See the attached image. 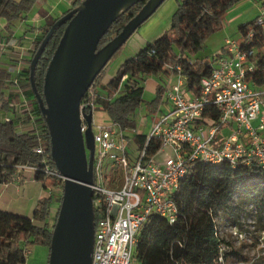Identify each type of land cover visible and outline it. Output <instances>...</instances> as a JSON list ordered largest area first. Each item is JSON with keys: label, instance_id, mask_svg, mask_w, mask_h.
I'll return each mask as SVG.
<instances>
[{"label": "trees", "instance_id": "1", "mask_svg": "<svg viewBox=\"0 0 264 264\" xmlns=\"http://www.w3.org/2000/svg\"><path fill=\"white\" fill-rule=\"evenodd\" d=\"M35 1L0 0V17L5 16L8 19L23 17ZM80 1L71 0V3L75 6ZM239 1L177 0L169 31L162 32L145 42L135 54L126 57L109 80H102L105 66L101 69L92 85L95 88L100 85L106 92L101 95L97 91L95 102L108 113L111 121L133 129L135 119L132 114L142 104L145 76L156 73L167 76L168 65L174 63L181 66L187 87L197 92L200 88V78L210 73L212 62L195 57V54L202 48L206 38L221 28L222 15ZM144 2L145 0H139L124 9L110 24L98 46L117 34ZM59 16L46 19L40 26V31L33 38L34 48L31 56ZM254 18L239 23L238 30L242 36L253 24ZM65 24L66 22L54 28L36 62L34 82L39 92L42 91L46 67ZM124 43L113 55L121 50ZM241 43L247 50L248 58L256 64V68L248 77L264 85V43L261 37L257 34L251 43H245L243 40ZM215 57L218 58L219 54H215ZM29 62L19 71V75L23 76L26 94L34 112L41 120V126H44L46 154L36 153L32 149L37 143L38 136L34 127L26 125L25 129H19L15 117H11L10 120L0 117V182L12 180L17 163L44 165L45 155L48 158L47 164L55 168L50 155L46 123L29 82ZM11 82L10 72L0 67V99L4 100L3 107L7 110L9 109L6 100L13 98ZM162 91L163 87L158 85L156 95L145 102L149 111L156 109ZM209 113L213 117L216 116L213 108ZM143 135L142 132H137L133 136L140 142ZM156 149L157 142L154 141L149 145L147 152L151 154ZM34 176L42 181L44 187H57L61 190L63 181L61 177L45 173L42 169L35 171ZM173 199L178 208L177 217L173 222H169L165 216L152 213L141 226L133 253L139 264H218V256L221 253L226 260L229 256L245 259L240 250L232 247L231 242L221 235V228L227 224L237 225L243 209L255 210L258 214L264 210V168L255 161L238 162L236 165L228 161L220 163L196 161L181 179L173 193ZM60 200L61 191L53 215L51 207L54 198L51 195L39 197L30 216L0 210V264H15L18 260L24 259V248L31 249L37 242L45 244L49 250ZM96 221L95 209L94 223Z\"/></svg>", "mask_w": 264, "mask_h": 264}, {"label": "built area", "instance_id": "2", "mask_svg": "<svg viewBox=\"0 0 264 264\" xmlns=\"http://www.w3.org/2000/svg\"><path fill=\"white\" fill-rule=\"evenodd\" d=\"M257 34L264 43V0H259L258 13L243 34V42L251 43ZM33 48L34 45L31 50L30 46L27 48L29 57ZM0 50L2 54L7 53L8 61L0 60V67L10 72L13 96L6 100L9 110L4 109V100L0 99V117L4 120L15 117L19 129H25L26 125L34 127L38 136L32 149L46 154L44 126H41V120L26 94L23 76L19 75V71L28 64L26 48L20 37L10 33L5 38L0 37ZM168 68L159 103L153 111L155 116L148 131L142 132L144 135L140 142L133 136L138 132L135 128L131 129L135 133L130 135L129 128L113 121L95 124L90 186L97 221L94 223L92 264H134L132 259L138 233L148 217L157 213L169 222L176 219L178 208L173 193L194 162L228 161L236 165L238 162L255 161L264 168V85L248 77L256 64L248 58L244 45L234 38H227L217 64L212 65L208 75L200 78L197 92L187 87L179 64H170ZM92 84L79 103L82 132L88 126L86 114L92 113L97 95ZM165 102L167 112H163L161 107ZM212 108L215 109V117L209 113ZM253 121H257L256 124ZM223 129L229 130L226 135L222 134ZM130 139L135 141L137 154L134 158L125 150ZM154 141L157 149L150 154L148 147ZM165 147H170L171 153H167L162 161L156 160ZM105 159L121 167L123 178L119 186L109 188L105 185ZM47 161L45 155L42 166L17 163L12 179L20 178L22 171L35 172L38 169L63 179L61 172L56 167L51 168ZM30 252L29 247L24 248V259L15 264H26ZM225 262L221 253L218 264Z\"/></svg>", "mask_w": 264, "mask_h": 264}, {"label": "water", "instance_id": "3", "mask_svg": "<svg viewBox=\"0 0 264 264\" xmlns=\"http://www.w3.org/2000/svg\"><path fill=\"white\" fill-rule=\"evenodd\" d=\"M139 0H81L51 24L29 62V82L46 123L50 155L63 175L61 200L52 228L47 264H92L94 209L92 113L80 130L79 103L113 53L163 0H145L122 29L104 44L99 40L127 7ZM66 22L46 67L42 91L34 69L57 25Z\"/></svg>", "mask_w": 264, "mask_h": 264}, {"label": "rangeland", "instance_id": "4", "mask_svg": "<svg viewBox=\"0 0 264 264\" xmlns=\"http://www.w3.org/2000/svg\"><path fill=\"white\" fill-rule=\"evenodd\" d=\"M252 1L253 0H240L232 7V9L229 8L226 13L222 15V25L224 28H222V26L221 28L225 29V31L228 32L229 36L236 39L238 43L242 42L243 37L239 32L237 25L239 22H244L253 18V13H250V5ZM72 6L73 5L71 1L69 0H36L30 10L23 14V17L19 16L8 19L5 16H1L0 36L2 38H5V36H7L9 33L16 34V36H22L23 34L27 33L29 29H32L31 27L37 25V21L39 19L46 17L47 20H50L56 15H61L62 11ZM231 11H239L242 13V15L239 16L235 22L228 23L227 17L230 16V14L232 13ZM169 26L170 23H167L165 29H163L161 33L169 31ZM220 29L214 31L206 38L204 45L199 50V58H207L209 61L212 60V55L216 52L217 38L221 34ZM29 32L33 31L30 30ZM27 43L28 41H25L24 45H27ZM126 52L127 51L123 46L117 54L113 55L107 61L104 67L105 74H108V71L114 66L116 62H118L120 56H122ZM229 54H231V52ZM0 55V60L2 62L8 61L7 55L2 54L1 50ZM105 74L102 78L103 81H105ZM166 80L167 76L160 73L149 74L145 76L143 80L144 90L142 95V104L140 105V107L138 106L135 113L132 114L135 119V131L137 130L138 132L143 133H146L148 131L151 120L153 116H155V113L148 110L145 102L151 100L156 95L157 86L164 85ZM96 89L101 95H104L106 92L100 85ZM161 107L163 112L168 111V105L166 102L162 103ZM110 122L111 119L108 113L100 107L98 102H95L92 109L93 132L97 130L95 124H107ZM256 122L257 121H253V124H256ZM135 131L129 129L128 132L130 135H133ZM228 131V129H223L221 132L223 135H226ZM125 150L131 158L136 157L137 151L135 149V141L130 139L125 146ZM167 153H171L170 147H165L164 151L157 155L156 160L162 161ZM103 172L105 176V185L107 187L112 188L121 184L123 172L119 165L113 163L109 159H105ZM15 182L19 183V181ZM59 192V188L52 187L46 189L44 191V194L51 195L52 198L55 199ZM5 195L1 199V201H8L10 202V206L18 207L23 212L31 213L33 203L28 202L22 197H13V193V196H11L10 194H7L6 196ZM55 210L56 208L52 210V215L54 214L53 212ZM239 233H241V235H239ZM221 235L231 242L232 247L240 250L242 255L245 256V259L229 256L225 264H264V210L259 214L255 210L247 211V208L241 210L238 224L223 225L221 228ZM48 251V247L45 244L38 242L34 243L31 246L30 254L26 258V264H47ZM132 260L134 264H139L136 257L133 256Z\"/></svg>", "mask_w": 264, "mask_h": 264}, {"label": "crops", "instance_id": "5", "mask_svg": "<svg viewBox=\"0 0 264 264\" xmlns=\"http://www.w3.org/2000/svg\"><path fill=\"white\" fill-rule=\"evenodd\" d=\"M176 6H177V0H163L162 3L156 8L155 12L137 27V29L128 37V39L124 43V48L126 49L127 51L126 53L128 54L125 53L122 56H120V59L108 71V74H105L104 78L106 81L109 80L115 74L119 64L126 57L135 54L145 42L154 39L157 35L161 33V31H163V29H165L167 23H170L172 13L174 12ZM258 7H259V0H253L250 5V13H253L254 15L253 18L258 13ZM231 12L232 13L230 14V16L227 17L228 23L235 22L236 19L242 15V13L239 11L238 12L231 11ZM46 19H47L46 17L39 19L37 21V25L31 27L32 29H29L28 32L23 34L22 36H18L21 39L22 45L24 46V48H26V52H25L26 60L29 58L30 55L29 49L27 50V48L30 46V50H31L32 46L34 45L32 40L34 36L38 34V32L40 31V26L45 22ZM221 21H222V17H221ZM222 28H224L223 25ZM222 28L220 29L221 34L217 38L216 52L212 55V60H211L212 65L217 64L219 58V57L214 58V55L218 53L220 56L223 53V45L225 43V40L227 38H231L228 32ZM30 30L33 32H29ZM25 41H28L27 45H24ZM198 53L199 51L195 54V57H198ZM4 55H7V53H5ZM15 181L17 182L19 181V183H16ZM48 188L49 187L43 186L41 180L35 178L33 171H29V170L22 171L20 173V178L12 179V181L10 182H0V210H5L17 214L30 216L32 214L36 200L39 197L44 196L45 195L44 191ZM12 193L14 196L12 195ZM5 194L6 195L10 194L13 197H22L26 199L28 202L33 203L31 213L23 212L18 207L10 206V202L8 201L7 202L1 201V199L4 197ZM58 196L59 194H57V197L54 199L51 210L57 207Z\"/></svg>", "mask_w": 264, "mask_h": 264}]
</instances>
